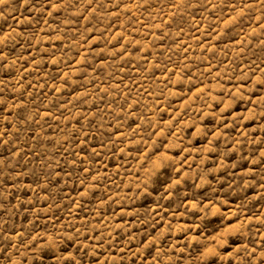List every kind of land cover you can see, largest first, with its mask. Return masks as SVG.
I'll list each match as a JSON object with an SVG mask.
<instances>
[{"label": "rangeland", "instance_id": "1", "mask_svg": "<svg viewBox=\"0 0 264 264\" xmlns=\"http://www.w3.org/2000/svg\"><path fill=\"white\" fill-rule=\"evenodd\" d=\"M0 264H264V0H0Z\"/></svg>", "mask_w": 264, "mask_h": 264}]
</instances>
